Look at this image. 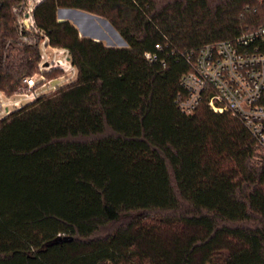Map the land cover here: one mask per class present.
<instances>
[{
    "label": "trees",
    "instance_id": "16d2710c",
    "mask_svg": "<svg viewBox=\"0 0 264 264\" xmlns=\"http://www.w3.org/2000/svg\"><path fill=\"white\" fill-rule=\"evenodd\" d=\"M1 2L12 95L39 52L7 46L15 1ZM61 9L126 46L82 37ZM36 19L78 79L0 122V264H264V151L231 115L176 104L184 57L264 26V0H46Z\"/></svg>",
    "mask_w": 264,
    "mask_h": 264
},
{
    "label": "built area",
    "instance_id": "2783aa9c",
    "mask_svg": "<svg viewBox=\"0 0 264 264\" xmlns=\"http://www.w3.org/2000/svg\"><path fill=\"white\" fill-rule=\"evenodd\" d=\"M14 1L17 36L7 46L37 47L39 62L33 75L23 77L17 92L0 90V122L78 79L69 49L54 45L38 25L36 10L46 0ZM145 56L157 60L156 55ZM6 58L7 53L3 65ZM184 58L190 70L181 78L178 109L191 116L205 105L215 113L229 114L243 123L264 151V26L234 41L206 44Z\"/></svg>",
    "mask_w": 264,
    "mask_h": 264
},
{
    "label": "rangeland",
    "instance_id": "374dc122",
    "mask_svg": "<svg viewBox=\"0 0 264 264\" xmlns=\"http://www.w3.org/2000/svg\"><path fill=\"white\" fill-rule=\"evenodd\" d=\"M61 17L64 19H68V21H70L76 28L78 26L80 35L82 37H86V38H90L96 41H100L103 42L107 47H125L126 45L119 41V39L117 38V36L115 35V32L113 31V29L111 28L112 26H109V24H107L105 21L97 18L95 19V24L98 26H93L91 25V27H93L92 32L89 33H85L87 32V28L88 26H86L88 23H81L82 20L85 21H89L88 17L84 16V19H80L79 13H70V12H65L63 14H61ZM59 18V17H58ZM77 25H76V23ZM86 26V27H85ZM97 33V37L99 38H94L93 36H91V34ZM182 230V229H181ZM180 230V231H181Z\"/></svg>",
    "mask_w": 264,
    "mask_h": 264
},
{
    "label": "water",
    "instance_id": "95a60500",
    "mask_svg": "<svg viewBox=\"0 0 264 264\" xmlns=\"http://www.w3.org/2000/svg\"><path fill=\"white\" fill-rule=\"evenodd\" d=\"M1 8H2V2L0 1V10H1ZM62 11H67V12H70V13H79V15L80 16H87L88 17V19H89V21H88V24L86 25V26H88V28H87V32H85V33H91L92 32V29H93V27H91V25L93 24L94 26H97L94 22H95V19H97V18H99V19H101L100 17H97V16H95V15H92V14H88V13H85V12H82V11H79V10H73V9H61L60 11H59V16H61L60 14H62ZM66 20V19H65ZM101 20H103V21H105L107 24H109L108 23V21H106L105 19H101ZM66 21H68V20H66ZM76 23V22H75ZM76 25H77V23H76ZM92 25V26H93ZM109 26H111V24H109ZM97 28H98V26H97ZM112 29H113V31L115 32V35L117 36V38L118 39H120V41L121 42H123L125 45H126V42L122 39V37L116 32V30L113 28V27H111ZM77 29H79L78 28V26H77ZM80 30V29H79ZM91 36H93L94 38H99V37H97V33H92L91 34Z\"/></svg>",
    "mask_w": 264,
    "mask_h": 264
},
{
    "label": "crops",
    "instance_id": "0c3cea01",
    "mask_svg": "<svg viewBox=\"0 0 264 264\" xmlns=\"http://www.w3.org/2000/svg\"><path fill=\"white\" fill-rule=\"evenodd\" d=\"M65 12H67V11H62V14L65 13ZM60 15H61V14H60ZM58 17H59V20H60V21H66V20H68V19L65 20L64 18H62L61 16H59V14H58Z\"/></svg>",
    "mask_w": 264,
    "mask_h": 264
},
{
    "label": "bare ground",
    "instance_id": "6f19581e",
    "mask_svg": "<svg viewBox=\"0 0 264 264\" xmlns=\"http://www.w3.org/2000/svg\"><path fill=\"white\" fill-rule=\"evenodd\" d=\"M83 18H84V16H83ZM86 27V26H85ZM119 41H120V39H119Z\"/></svg>",
    "mask_w": 264,
    "mask_h": 264
}]
</instances>
